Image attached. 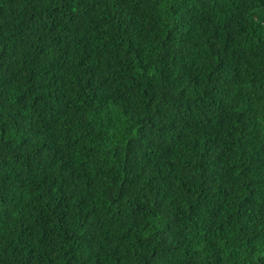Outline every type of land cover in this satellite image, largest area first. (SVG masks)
I'll use <instances>...</instances> for the list:
<instances>
[{"label": "trees", "instance_id": "16d2710c", "mask_svg": "<svg viewBox=\"0 0 264 264\" xmlns=\"http://www.w3.org/2000/svg\"><path fill=\"white\" fill-rule=\"evenodd\" d=\"M0 264H264V0H0Z\"/></svg>", "mask_w": 264, "mask_h": 264}]
</instances>
